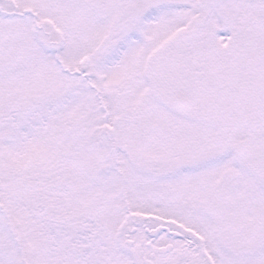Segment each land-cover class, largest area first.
<instances>
[{"label": "snow or ice", "instance_id": "6c2138e0", "mask_svg": "<svg viewBox=\"0 0 264 264\" xmlns=\"http://www.w3.org/2000/svg\"><path fill=\"white\" fill-rule=\"evenodd\" d=\"M0 264H264V0H0Z\"/></svg>", "mask_w": 264, "mask_h": 264}]
</instances>
